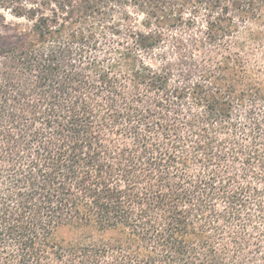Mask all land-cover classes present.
<instances>
[{
  "label": "trees",
  "instance_id": "1",
  "mask_svg": "<svg viewBox=\"0 0 264 264\" xmlns=\"http://www.w3.org/2000/svg\"><path fill=\"white\" fill-rule=\"evenodd\" d=\"M0 28V264H264V0H0Z\"/></svg>",
  "mask_w": 264,
  "mask_h": 264
},
{
  "label": "rangeland",
  "instance_id": "2",
  "mask_svg": "<svg viewBox=\"0 0 264 264\" xmlns=\"http://www.w3.org/2000/svg\"><path fill=\"white\" fill-rule=\"evenodd\" d=\"M6 16H7V21H11V20L13 19V18H12L10 15H8V14H6ZM0 34H1V36H5V35H8L9 32H8L7 30H5V29L0 28Z\"/></svg>",
  "mask_w": 264,
  "mask_h": 264
}]
</instances>
